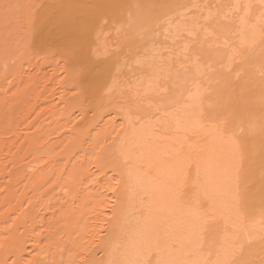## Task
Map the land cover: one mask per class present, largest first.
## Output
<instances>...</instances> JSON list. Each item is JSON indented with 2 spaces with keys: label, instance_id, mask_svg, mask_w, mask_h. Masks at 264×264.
Returning <instances> with one entry per match:
<instances>
[{
  "label": "bare ground",
  "instance_id": "bare-ground-1",
  "mask_svg": "<svg viewBox=\"0 0 264 264\" xmlns=\"http://www.w3.org/2000/svg\"><path fill=\"white\" fill-rule=\"evenodd\" d=\"M42 1L0 0V264H264V215L243 210L250 147L213 130L264 110V73L238 67L264 58V0Z\"/></svg>",
  "mask_w": 264,
  "mask_h": 264
},
{
  "label": "rangeland",
  "instance_id": "rangeland-1",
  "mask_svg": "<svg viewBox=\"0 0 264 264\" xmlns=\"http://www.w3.org/2000/svg\"><path fill=\"white\" fill-rule=\"evenodd\" d=\"M14 1V0H13ZM28 2L29 3V5H30V8H31V13H32V11H34L35 12V10H37L38 8H40L41 7V5L43 4V2L44 1H42V0H25V2ZM218 1H221V0H217V2ZM194 2H197V0L195 1H192V3H194ZM13 4H14V2H13ZM12 4V8L13 9H15V7H14V5ZM153 7V6H152ZM149 8L147 11H145V18H146V20L147 19H149V20H151V19H153V18H155V16L156 15H158V14H156L157 13V11H156V9H155V7L154 8ZM214 7V6H213ZM215 9H216V7H215ZM147 13V14H146ZM216 13V12H215ZM215 13L213 14V16L212 17H214L215 16ZM149 17V18H148ZM17 19H15L14 21H13V25L11 24V26H10V24H8V29H9V32L10 33H8V38H12V36H13V38L14 37H19V38H21V40L20 41H22V40H24V42H25V34H26V29H27V22H25L24 23V25H23V23H20L19 21H16ZM18 23V24H17ZM103 23H107V21L106 20H104L103 21ZM14 26H16L15 28H14ZM226 27V26H225ZM19 28H20V32H21V36H17L18 35V31L17 30H19ZM17 29V30H16ZM16 30V31H15ZM13 31H14V33H13ZM17 32V33H16ZM17 34V35H16ZM12 35V36H11ZM24 42H21V44H23ZM216 49V48H215ZM214 51V50H213ZM57 53V55L55 54V53ZM54 52H52L53 53V55H52V53L50 54V59L52 60H48V61H46L47 62V64H48V66H47V64H46V62L43 64V65H45L44 67H42V73H38V78L39 79H41V77H44V76H46V77H49V73H51L52 72V70L54 71V69H52L53 67H58V71L61 73L62 72V64H64L65 63V60H66V58H65V55L63 54V52L62 51H54ZM59 52V53H58ZM60 53H62V54H60ZM216 54V52H214V55ZM61 55L63 56L64 55V59L63 58H61ZM109 55V54H108ZM106 56V54H105V56L106 57H109V56ZM255 56V57H254ZM58 57V58H57ZM106 57H104V59H106ZM55 58L57 59V62H55ZM63 59V60H62ZM61 60V61H60ZM13 60L12 59H10V60H8V63L9 62H12ZM42 62V61H41ZM41 62L40 61H38V63H37V66L39 67V66H41L40 64H41ZM55 62V63H54ZM62 63V64H60V63ZM106 62H107V64H106ZM109 62H110V60L108 59V60H106L105 61V63L103 64V66H108L109 65ZM40 63V64H39ZM39 64V65H38ZM52 64V65H51ZM53 64H54V66H53ZM57 64H59V66H56ZM71 64L72 63H70L69 64V68L71 67V69H72V67L73 68H75L76 67V65H74L73 66V64H75V63H73L72 64V66H71ZM42 65V66H43ZM52 66V68H51V66ZM214 65V63H213V61H209V62H207V63H205V65H204V67L205 68H207L208 66H213ZM240 66H241V68H242V70L240 71V74H242V73H244L245 71H247V70H250L251 68H252V70H261L263 73H264V58L262 59V60H260L259 58H258V56L257 55H252L251 57H249V58H246L245 60H244V62H242L238 67L240 68ZM61 68V70H60V68ZM237 67V66H236ZM25 69L27 68V67H24ZM37 67H35L34 69H36ZM214 67H212L211 68V70L213 69ZM50 69H52V70H50ZM246 69V70H245ZM37 70V69H36ZM73 70V69H72ZM32 71H34V70H32ZM48 72V73H47ZM182 72H185V71H182ZM43 73H45V75L43 76L42 74ZM170 73V72H169ZM262 73V74H263ZM181 74V72H179V73H175V72H173L171 75H170V78H171V81H172V83L174 82V81H178L179 80V78L181 77V76H185V74L184 73H182L183 75H180ZM48 75V76H47ZM51 75V74H50ZM63 75V74H62ZM176 75H178V76H176ZM46 77H44V78H42L41 79V81L42 82H44V79H45V81L48 79V78H46ZM178 77V78H177ZM79 80H80V82L78 83V84H81L79 87H81L82 86V83H84L85 82V80L86 79H84V77L81 75L79 78H78ZM210 81V79H209V77L207 78V79H205L203 82L204 83H207V82H209ZM42 82H41V85H42ZM48 82V83H47ZM87 82V81H86ZM46 83V90H47V87L48 88H50L51 87V82H49V81H46L45 82ZM45 83H43L44 85H45ZM50 84V85H49ZM75 84V81H72V83L70 84L69 82H68V84H67V88H69L68 90H67V88H66V91L68 92V95H67V97L69 96V99H71V97H72V99H74L75 97H76V101H79V100H81V99H83L84 97L81 95V96H79L81 93H80V88L79 87H77L78 85L77 84H75L76 86H73V85ZM44 85H42V87L44 86ZM48 85V86H47ZM73 86V87H70V86ZM115 85H116V89H117V93H119L120 91H121V89H123V86H120V85H122V81L119 83V79H117V81L115 82ZM40 88L39 89H42V87L41 86H39ZM45 87V86H44ZM118 87V88H117ZM121 87V88H120ZM71 88V89H70ZM51 89V88H50ZM73 89H75V90H73ZM78 89V90H77ZM45 90V91H46ZM77 91V92H76ZM79 91V92H78ZM48 92V91H47ZM66 92V93H67ZM77 93V95L75 94V93ZM71 93V94H70ZM74 93V94H73ZM78 93H79V95H78ZM256 93H260V92H256ZM48 94V93H47ZM45 95H46V92H45ZM74 95H76L75 97H74ZM80 98H79V97ZM53 98V97H52ZM51 98H49V100H50ZM87 99H88V96H86L85 98H84V100L86 101V102H88L87 101ZM39 102H40V100H38ZM38 101L36 102V107H35V109H38V108H43V106H44V104H45V101H43L42 99H41V102L40 103H38ZM85 102V104H87ZM42 104V105H41ZM46 104H47V102H46ZM46 104H45V106H46ZM41 106V107H37V106ZM110 108V107H109ZM106 109H108V107L106 108ZM234 114H232V113H230V114H224L223 116H222V120L225 122V123H227V124H231L233 127H234V130H233V134L235 135H237V136H243L246 140H245V143L246 144H248V146L250 147L249 148V152H248V159L250 160V162H251V164H249V166H248V170H246V179H245V182H244V186H245V188H246V190H247V192H248V194H249V196H248V198H247V200H246V202H245V205H244V208H243V210H244V212L245 211H255L256 213H258V214H263L264 215V110H257L256 111V113H254V114H246V115H243V114H241V113H237V111H232ZM112 114V115H111ZM45 115H42L41 117L43 118ZM113 116V113H108L106 116H105V119L106 120H110L111 119V117ZM40 117V118H41ZM92 170H94V169H92ZM107 175H109V173H107ZM44 226V225H43ZM42 225H39V227H41L39 230H37L36 232H42V227H43ZM128 226V225H127ZM126 226V227H127ZM44 228H45V226L43 227V230H44ZM35 232V233H36ZM43 234V233H42ZM42 234H41V238L43 239V237H44V239H46L47 238V236H45L46 234H43L44 236H42ZM209 237V236H208ZM208 237H207V239H208ZM94 238V237H93ZM210 238V237H209ZM43 239V240H44ZM96 240V239H95ZM207 242L209 243V241L207 240ZM85 252V251H84ZM82 253L83 252H80L79 254H81V255H79L80 257H82L81 259L83 260L84 259V257L83 256H85L84 255V253H83V255H82ZM80 257H78L77 256V259H79ZM100 254H98L97 256H96V258L97 259H100ZM82 260H80V263L82 262Z\"/></svg>",
  "mask_w": 264,
  "mask_h": 264
},
{
  "label": "snow or ice",
  "instance_id": "snow-or-ice-1",
  "mask_svg": "<svg viewBox=\"0 0 264 264\" xmlns=\"http://www.w3.org/2000/svg\"><path fill=\"white\" fill-rule=\"evenodd\" d=\"M13 6L12 5H5L4 9L7 12L9 9H11ZM246 41L242 40V45L245 43ZM262 42H264V37H262ZM234 52H236L237 54H239L238 50H234ZM201 104L203 103V99L201 98ZM201 115L203 116L204 113L202 112ZM208 119L210 122H212L213 120V115L212 114H208ZM224 121L220 120L218 123H213V130L216 133V135L220 136V137H224L226 135H229L228 133V129L226 127H224ZM240 202H241V194L239 191V184L237 183L236 185V192H235V204H234V210L237 213V216L240 217L242 215V213L240 212ZM196 204L198 208H204L205 204L204 202L200 201L199 198H196ZM211 219L210 217H205V225L203 228V232H207L209 237L212 239L213 244H215V226H209L207 221ZM221 247H223V244L221 245ZM123 264H141L140 261L138 260H126L123 262ZM156 264H173V262L167 261V260H157ZM205 264H221L220 261H206ZM224 264H227V262H224Z\"/></svg>",
  "mask_w": 264,
  "mask_h": 264
}]
</instances>
